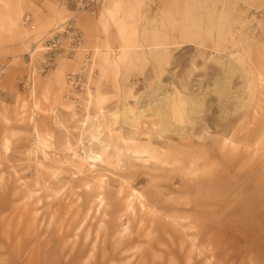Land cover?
I'll use <instances>...</instances> for the list:
<instances>
[{
	"label": "rangeland",
	"instance_id": "374dc122",
	"mask_svg": "<svg viewBox=\"0 0 264 264\" xmlns=\"http://www.w3.org/2000/svg\"><path fill=\"white\" fill-rule=\"evenodd\" d=\"M114 2L0 0V264H264V0L161 2L174 43L142 67L87 44L81 16L121 37ZM72 16L85 49L40 72Z\"/></svg>",
	"mask_w": 264,
	"mask_h": 264
},
{
	"label": "crops",
	"instance_id": "0c3cea01",
	"mask_svg": "<svg viewBox=\"0 0 264 264\" xmlns=\"http://www.w3.org/2000/svg\"><path fill=\"white\" fill-rule=\"evenodd\" d=\"M131 1L136 2L135 0H115V2L112 5L108 6V8L105 11V12L108 11L109 14H115L117 12L116 8L119 6V3L126 2L125 6H127L126 7L127 10L125 11V13L128 14V12L131 11L132 16L125 15V13H124L123 20H124L125 24L124 23L121 24L122 26L119 29V32H120L119 34L121 35V37H119L118 35H113L112 32H115V30L112 27L107 28V26H104L105 24H103V22H99V17L97 18L98 20L97 19L95 20L89 16H81L78 19V23L88 38V41H87L88 45L96 46L99 49L105 48L107 46L113 52H116V51L121 52L122 49L125 48L124 61H127L128 64L132 67H142L143 63H145V62L141 61V62L133 63L131 61L132 58H131L130 52H131V50L136 52L137 49H138L137 52H145V50H146L145 45H144V43L139 44L137 42H134L133 40H129L127 37V30H126L127 28H125V26L128 25V23L134 22V19H136L135 17H137L136 13H137L138 9L132 8L131 4H129V2H131ZM151 2L152 3L154 2V4H152L150 9H147L145 11V14L148 17H151L152 19L155 18L154 27L157 28V26H160V27L163 26V27L167 28V30L170 33L171 29L169 28L168 23L175 24L174 16L172 14V21H169V22L167 21V23H166L165 22L166 16H165V12H164L165 10L162 8V5H161V2H168V0H138V5L141 3L140 7L142 9L147 3L149 4ZM153 11H157L156 16H152V14H150V13H153ZM104 35H106V36H104ZM170 38L173 41L172 35L170 36ZM129 41H131V42H129ZM132 42L138 45L137 48H134L133 45L125 46L126 44H131ZM164 50L162 51L159 59H161V57L163 56ZM119 52H117L116 55H118ZM157 61H155V62H157ZM115 63H116V61H113L112 64H115Z\"/></svg>",
	"mask_w": 264,
	"mask_h": 264
},
{
	"label": "built area",
	"instance_id": "2783aa9c",
	"mask_svg": "<svg viewBox=\"0 0 264 264\" xmlns=\"http://www.w3.org/2000/svg\"><path fill=\"white\" fill-rule=\"evenodd\" d=\"M66 3L71 4L75 9L76 14L95 13V7L99 5L102 0H64ZM31 19L28 15L24 16L23 24L31 26ZM84 35L75 23L74 17L68 18L61 22L54 28H51L46 35L44 45L41 47L42 51L47 55L40 63V72L50 69L54 65L53 56L58 55L60 52H76L84 50ZM4 66H0V76L4 73Z\"/></svg>",
	"mask_w": 264,
	"mask_h": 264
},
{
	"label": "bare ground",
	"instance_id": "6f19581e",
	"mask_svg": "<svg viewBox=\"0 0 264 264\" xmlns=\"http://www.w3.org/2000/svg\"><path fill=\"white\" fill-rule=\"evenodd\" d=\"M150 14H152V16H156L157 11H153V13H150ZM170 36H171V34L167 30V28L161 26V27H158V29H156L154 27L152 29V35H151L149 41H145L146 43H144L145 48H146L144 53L149 58H151L153 61H157L160 58L162 51L174 43V41H172ZM131 45H133L134 48H137V46H138L137 44H135L133 42L131 44H126L125 46H131ZM39 49H41V47ZM137 50H136V52L131 50V52H130L131 58L134 57L135 55L141 54V52H137ZM35 51H37V49H34L33 52H35ZM124 52H125V48H123L122 51L119 52V55H118L119 61L121 59L125 58ZM231 62H232V60H231ZM232 63H234V62H232ZM114 115H116V119L118 122H120L122 125H126V126L134 124L133 122L136 119V115L133 113V111L128 110V112H127V110L124 108H122V110L116 111L114 113ZM5 147H7V144Z\"/></svg>",
	"mask_w": 264,
	"mask_h": 264
}]
</instances>
